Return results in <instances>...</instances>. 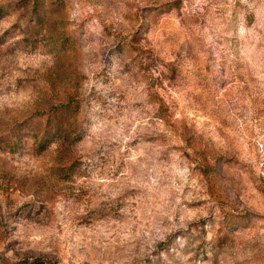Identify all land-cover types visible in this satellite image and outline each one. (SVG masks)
I'll return each mask as SVG.
<instances>
[{"label": "clouds", "instance_id": "1", "mask_svg": "<svg viewBox=\"0 0 264 264\" xmlns=\"http://www.w3.org/2000/svg\"><path fill=\"white\" fill-rule=\"evenodd\" d=\"M0 264H264V0H0Z\"/></svg>", "mask_w": 264, "mask_h": 264}]
</instances>
